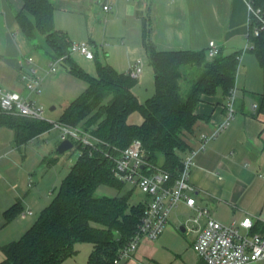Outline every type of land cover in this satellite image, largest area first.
Listing matches in <instances>:
<instances>
[{
    "label": "trees",
    "instance_id": "obj_1",
    "mask_svg": "<svg viewBox=\"0 0 264 264\" xmlns=\"http://www.w3.org/2000/svg\"><path fill=\"white\" fill-rule=\"evenodd\" d=\"M254 2L264 9V0ZM55 11L50 0H23L17 21L27 39L36 41L35 48L49 59L64 58L67 70L87 83L86 90L63 108L58 121L80 125L102 143L91 153L83 150L34 224L18 240L2 246L5 259L0 264H62L78 253L75 245L81 242L93 245L87 264H114L119 251L138 232L145 207L143 202L130 203L133 189L123 191L126 185L114 174V159L140 140L150 164L176 175L183 156L192 149L187 134L203 118L196 113L198 104L219 89L231 95L239 54L209 58L206 51H161L143 17V46L154 71L156 92L142 103L134 92L138 79L130 71L119 72L100 61L96 77L82 70L71 57L68 36L56 29ZM249 37L264 67V32L255 36L251 25ZM188 66L202 70L183 93L182 75ZM136 111L143 117L141 124L129 121ZM257 113H264V94L258 97ZM0 127L11 129L17 145H24L52 126L44 120L0 112ZM102 187L118 194L98 195ZM22 212V203L17 201L4 212L5 223Z\"/></svg>",
    "mask_w": 264,
    "mask_h": 264
},
{
    "label": "crops",
    "instance_id": "obj_2",
    "mask_svg": "<svg viewBox=\"0 0 264 264\" xmlns=\"http://www.w3.org/2000/svg\"><path fill=\"white\" fill-rule=\"evenodd\" d=\"M50 1L56 6V29L66 33L71 42L85 41L84 38L72 40L74 24L86 23L89 26L92 23L94 28L100 24L106 45L89 41L96 47V56L100 48L104 49L110 45L113 48L123 49L130 55L129 66L120 68L119 72L130 71L135 61L142 59L144 70L139 78L140 82L146 79L151 70L154 73L150 62L146 67L147 61H144V56L147 54L143 46V17H147L151 38L157 49L161 51L207 52L209 42L214 41L221 55L239 54L233 95L235 114L232 123L220 135L214 137L228 113L227 102L230 96L225 95L222 89L212 96H203L196 108V113L203 118L187 134L189 145L197 151L190 180L196 188L194 197L197 205L207 208L213 218L223 223L237 224L250 218L253 222L252 232L263 233L264 113H257L253 105H258V97L264 94V67L250 41L251 19L246 1ZM105 5L111 7L110 12L104 10ZM22 6L23 0H0V85L11 92L33 98L38 96L29 92L21 80V74L29 66L26 59L33 56V53H38L47 62L49 58L42 50H36L35 41L27 39L20 29L17 13ZM36 63L38 70L41 69L46 73V79L43 78V81L46 82L56 73H48L47 66L42 65L41 59L36 60ZM136 87L134 92L138 97ZM56 109L55 107L54 110ZM202 135L210 138L206 149H201ZM35 141L36 139H33L28 144H33ZM28 144L17 145L14 132L9 128L0 127V209L5 212L20 201L23 207V212L20 214L22 219L30 216L23 218V213L32 211L30 208L24 210V205L26 206L24 201L35 186L32 173L34 168L27 165L29 154L26 148L28 146L36 148L37 145ZM32 160L35 161L34 167L38 165L37 170L48 161L45 156L36 157L35 153L32 155ZM53 160L49 162L50 165ZM50 195L53 197V193ZM145 198L141 202L148 200V197ZM33 214L32 211L31 215ZM193 214L191 208L181 204L171 213L162 236L156 241L143 239L133 257L121 264H136V262L156 264L149 258V249L156 247L155 242L175 234L177 229L194 236L193 241L190 242V247L193 249L196 233L189 231L185 226L187 217ZM182 217L185 218L184 223L180 222ZM183 227L185 231H182ZM164 242L166 238L163 239L162 244ZM3 257L0 263L5 259L4 253ZM198 264L205 263L200 259Z\"/></svg>",
    "mask_w": 264,
    "mask_h": 264
},
{
    "label": "built area",
    "instance_id": "obj_3",
    "mask_svg": "<svg viewBox=\"0 0 264 264\" xmlns=\"http://www.w3.org/2000/svg\"><path fill=\"white\" fill-rule=\"evenodd\" d=\"M250 12L251 25L255 36L264 32V9L256 6L254 0H245ZM110 12L109 5L104 6ZM106 45V43H104ZM96 47L87 41L71 42L70 52L79 53L88 60L96 57ZM220 54L219 47L214 41L209 42L207 55L214 58ZM64 58L48 59V73H55ZM29 65L21 74V80L26 89L35 96L42 92L43 78L38 75V65L33 56L26 59ZM144 62L142 59L135 61L131 75L138 79L143 74ZM234 91L227 102V116L219 125L214 137L225 130L233 121L235 107L233 102ZM256 110L258 105H253ZM0 112L11 115L44 120L45 108L35 98L24 97L20 93L11 92L0 85ZM50 122V121H48ZM59 130L61 142L70 140L78 146V157L83 155L84 149L90 153L102 143L90 131L82 126H72L62 122H50ZM201 149H206L210 138L201 137ZM197 151L191 149L182 158V165L176 175L153 166L145 159L143 143L133 141L128 147L120 151L114 159V174L125 185L140 190L148 197L144 203V211L136 235L122 248L114 264H121L133 257L143 239L158 240L165 232L171 213L181 204L194 211L186 219V228L196 233L193 250L205 264H264V233L252 232V219L246 218L240 224L223 223L210 215L207 208L198 206L194 197L196 188L190 177L194 166ZM32 211L23 213V218L31 215ZM148 264V263H142Z\"/></svg>",
    "mask_w": 264,
    "mask_h": 264
},
{
    "label": "rangeland",
    "instance_id": "obj_4",
    "mask_svg": "<svg viewBox=\"0 0 264 264\" xmlns=\"http://www.w3.org/2000/svg\"><path fill=\"white\" fill-rule=\"evenodd\" d=\"M65 24H67V22H65ZM72 29V40L76 41L77 39L75 38H84L87 42L93 41L98 45H101V43H103L102 46H105L103 41V31L102 28H100V24H98V26L94 28L92 23H90L89 26H87L86 23H82V25L79 23L74 24ZM119 48L120 47L113 48L111 45L105 47L104 49L100 48V50H98V57L94 60H87L84 56L79 53H72L71 57L75 60V62H77V64L82 68V70H84L91 76L96 77L98 74V61L103 63L107 61L109 64L117 68V70H120V68H125L126 65L128 68L130 55L123 49ZM35 49L40 50L38 48ZM96 52L97 50L95 49V53ZM107 55L108 57H106ZM33 56L37 61L41 59L42 65H47V61L42 59L38 53H33ZM144 57V61H147V67L150 64L147 56ZM200 70H202V68L197 66H188L185 68L182 75L183 93H185L190 88L192 82L196 80L200 73ZM38 75L46 79V73L43 70L39 69ZM55 76L57 78H55ZM86 88L87 83L85 81L70 73L65 67V65L60 64L58 66L57 72L50 76V79H47L46 82L45 80L43 81L41 95L33 98H35L40 105L44 106L45 118L48 121L58 122L64 106H66L73 98H76L82 92H84ZM136 91L139 100L142 103L146 102L155 94L156 86L154 81V73L152 72V70L145 80H143L142 82L138 80ZM52 106H55L57 109L51 111L50 109ZM129 121L134 124H141L143 122V117L140 112L136 111L130 115ZM51 126L53 127L52 124ZM52 127L47 132L43 133L44 135L42 134L43 136L41 138H39L41 135L35 137L34 139H36V141L33 144H28L29 142L26 143L28 145H37V149L33 146H28L26 148V152L29 154L27 165L29 167L34 168V171L32 173L34 177L35 186L32 189V193H30L25 198L26 201H24V204L26 203V206L24 205V210L30 208L32 209L34 214L28 216L27 219H22L20 215H18L13 221L6 224L4 212L0 209V261L2 260V258H4L2 246L14 240H18L20 236L24 232H26V230H28L30 226L34 224V222L38 219L44 208L52 202L54 195H56V193L58 192L62 179L68 174L70 168L78 160L77 145H75L72 149L63 154L57 152V147L61 143L60 134L58 129ZM33 153H35L36 157H39L41 155L45 156L48 159L47 163H45V165H43L40 170H37L38 165L34 167L35 159L32 160ZM53 158L56 159V161L54 162V164L50 165L49 162L53 160ZM42 160H44V158ZM131 189H133L132 197L130 199L131 204L136 205L144 200L146 195L143 194L140 190L134 189L129 185H126L123 191H130ZM50 193H53V197L52 195H50ZM97 194L114 196L117 195L118 192L114 189L102 187L98 190ZM180 220L181 223H184L185 218L182 217V219ZM165 238L166 242L162 244L163 239ZM163 239L155 242L157 243L156 247L149 249V258L152 259L154 263H199V256L190 247V242H192L194 239V236L192 234L188 235L187 232L183 233L179 229H177V232L175 234H172L168 237H164ZM75 247L78 249V253L75 256L69 257V259L67 258L63 262L64 264L87 263L93 245L90 243L81 242L77 243Z\"/></svg>",
    "mask_w": 264,
    "mask_h": 264
},
{
    "label": "water",
    "instance_id": "obj_5",
    "mask_svg": "<svg viewBox=\"0 0 264 264\" xmlns=\"http://www.w3.org/2000/svg\"><path fill=\"white\" fill-rule=\"evenodd\" d=\"M54 109L55 107H52L50 110L53 111ZM72 148H73V143L70 140H64L58 145L57 151L58 153L63 154ZM145 159L147 160V157H145ZM182 231H185L184 227L182 228Z\"/></svg>",
    "mask_w": 264,
    "mask_h": 264
}]
</instances>
